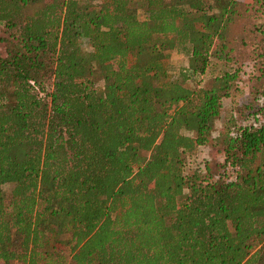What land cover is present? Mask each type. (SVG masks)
I'll return each instance as SVG.
<instances>
[{"label":"trees","instance_id":"trees-1","mask_svg":"<svg viewBox=\"0 0 264 264\" xmlns=\"http://www.w3.org/2000/svg\"><path fill=\"white\" fill-rule=\"evenodd\" d=\"M0 31V264H264V0H0ZM238 57L213 134L239 68L184 82Z\"/></svg>","mask_w":264,"mask_h":264},{"label":"rangeland","instance_id":"rangeland-1","mask_svg":"<svg viewBox=\"0 0 264 264\" xmlns=\"http://www.w3.org/2000/svg\"><path fill=\"white\" fill-rule=\"evenodd\" d=\"M136 15L139 19L143 18V11L141 8L136 9ZM0 34L1 31H0ZM262 37L264 39V31L262 32ZM80 47L84 50H88V43L85 38L79 39ZM0 51L2 52V47L0 45ZM168 55V62L170 65L176 69L180 66H185L186 57L184 53L178 48H172L166 51ZM234 67H238L239 71L237 73L236 79L231 82L229 94L222 99L221 109L218 116V119L214 122V131L213 134H216L221 130L224 125L225 120L229 114V107L237 101L247 92V87L251 84L256 87L257 82L254 79L255 74L257 73L256 66H253L251 62H248L247 58L238 57L234 62H225L217 59L211 58L209 60L208 66L204 72L200 75L190 78L185 81L184 84L190 88L197 86L207 87L212 82V79L219 75L224 70H229ZM101 75L99 72L94 71L92 74V80L94 85L98 86L101 83ZM222 156L221 145L220 144H207L200 146L194 156L185 158V164L183 172H187L193 163H196L200 160L208 159L212 161L219 160ZM3 189L7 191L9 189L8 184H4Z\"/></svg>","mask_w":264,"mask_h":264}]
</instances>
